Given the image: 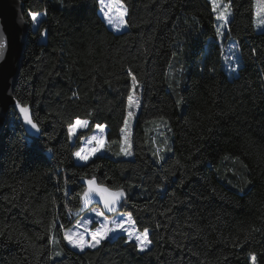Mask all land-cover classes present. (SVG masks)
Returning a JSON list of instances; mask_svg holds the SVG:
<instances>
[{
    "label": "trees",
    "instance_id": "obj_1",
    "mask_svg": "<svg viewBox=\"0 0 264 264\" xmlns=\"http://www.w3.org/2000/svg\"><path fill=\"white\" fill-rule=\"evenodd\" d=\"M21 1L30 32L14 96L42 136L29 138L20 120L0 134V264H252V255L264 264V32L255 0H226L221 34L207 0H122L123 32L108 28L99 0ZM29 12L46 13L36 29ZM230 42L241 58L233 77L222 66ZM181 59L192 67L172 87ZM133 76L141 100L133 158L77 163L96 124L120 151ZM76 118L89 126L72 142ZM154 119L166 120L170 137L157 161L145 133ZM93 177L123 186L127 199L106 215L130 214L139 232L148 229V249L124 234L82 252L66 246L64 230L79 219L69 214ZM55 237L64 256L52 262Z\"/></svg>",
    "mask_w": 264,
    "mask_h": 264
},
{
    "label": "snow or ice",
    "instance_id": "obj_2",
    "mask_svg": "<svg viewBox=\"0 0 264 264\" xmlns=\"http://www.w3.org/2000/svg\"><path fill=\"white\" fill-rule=\"evenodd\" d=\"M99 4L101 5V10L104 13L105 18L107 19L108 23L110 25H114L117 30L122 28L126 21L124 17L127 15V9L122 3V0H99ZM213 4V11H216V4L217 0H212ZM258 8H257V15H261V13H264V0H258ZM227 12V7L223 9V12L219 15V19L223 20L224 23H227V16L224 14ZM30 20L33 25L38 26L40 24L39 17L41 15H46V13H39V12H29L28 13ZM260 24H264V16L261 17ZM38 30V29H37ZM46 35V31L44 33ZM7 48V39L6 38H0V60L4 58L5 50ZM133 89L136 87V79L133 76ZM15 106L19 109V113L21 115V118L23 121L30 126L31 129L35 130L36 133L41 134L40 126L32 119L30 109L28 106H23L19 103V101L15 102ZM128 107L129 109H132L133 107L139 108V102L138 99H134L133 95L128 96ZM129 117L133 115L132 111H129L128 113ZM88 121L84 120L81 121L79 118H76L74 123L69 124L68 126V133L69 136H76L77 130L79 128H87L88 127ZM125 126L127 127V121H125ZM95 127L100 130V135H93L90 137L85 147H82L74 153V155L79 158L80 160L87 161L92 156H95L96 153L101 152L103 145H104V125L102 124H96ZM123 131V130H122ZM93 141L95 143H93ZM90 145V147H89ZM128 147H131L129 144ZM125 155H130L131 153L126 151L125 149H121ZM48 151H51V149H48ZM160 159L162 160L163 157L161 156ZM89 187L86 191L82 194V198L84 200V203H90L92 200L93 194L100 196L101 200L103 201L104 207L109 211L113 212L116 210L117 206L120 205L121 201L126 199V191L123 188V186H120L115 189H109L102 185H96L95 177H93L88 182ZM95 215L97 217H103L104 222L101 223L99 227H97L94 231H90L88 229V225L92 223L91 220L84 221V232L76 233V232H66L64 235V239L71 244L73 247H78L81 250L85 246L88 247H96L100 244V242L104 239H107L109 234L116 232V231H122L127 234L128 242H137V244L140 246V250L143 251L147 247L148 244L151 243V241L148 239L149 231L147 228L143 229L142 232H139V230L134 228L135 221L131 219V216L129 214L128 220L125 221L123 217H121L119 220L112 219L109 220L105 215L103 211L95 210ZM128 225L126 227L125 225ZM54 226V225H53ZM81 225H77V227H80ZM90 232V240L85 239V235ZM59 255V253H57ZM252 264H255L256 257L255 255L251 256Z\"/></svg>",
    "mask_w": 264,
    "mask_h": 264
},
{
    "label": "rangeland",
    "instance_id": "obj_3",
    "mask_svg": "<svg viewBox=\"0 0 264 264\" xmlns=\"http://www.w3.org/2000/svg\"><path fill=\"white\" fill-rule=\"evenodd\" d=\"M207 1L213 10L212 0H207ZM258 6H259L258 0H255V19H254L255 20V28H256L257 32L263 33L264 32V24H260L259 21H260L261 17L264 16V13H261V15H259V16L257 15ZM225 7H227V12L224 14L227 16V20H228L230 18V8H229L226 0H217L216 11L215 12L213 11L215 16H216V20H217V28L220 31L219 34H221V32H223L226 28V24L224 23V21L218 18L219 15L223 12V9ZM100 15L105 20L108 28H110L114 32H123L128 26L127 22H126L122 28L117 30V28L114 25H110L108 23L107 19L105 18L103 11L101 10V5H100ZM126 16L124 17L125 21H126ZM40 18H41V16L39 17V20H40ZM36 27H37L36 25H33L34 29H36ZM240 65H241V58L239 56L238 45L236 42H230L227 45L226 50L224 51L223 58H222V66H223L224 70L228 73V75L230 77H233L237 74V71H238ZM191 67L192 66L190 64H188V62L185 61V59H181V60L176 61L174 68L171 70V75L169 77V84L172 87H174V83H173L174 79L181 80L182 78L187 77L188 74L190 73ZM131 95H133L134 99H138L139 108H135V107H133L132 109L128 108V113H129V111H132L133 115L131 117H129V115L127 113V118H126L127 127L125 125L123 127L122 141H121V149L123 148L126 151L130 152L131 154L125 155L121 149H120V151H118L117 148L115 147L116 143H112L111 147L108 149L107 148L108 147L107 146V140H106V127H104V132H103L104 145H103L102 151L96 153L95 156H98V155L103 154V153H107L109 156L116 158V159H132L133 158L132 133H133V126L135 124L136 117L140 111L141 100H140V96L138 94V90L136 87H135V89L132 90ZM177 104H178L179 111H182L183 110V103H182V100L180 97H177ZM81 121H83V120H81ZM88 126H89V123H88ZM87 128H79L77 130V134L82 130H86ZM145 133H146V141H147V145L149 147L150 154L155 159V161H157V159L160 160L161 156L163 157V159L166 158V156L168 154L164 153V149L170 145V137L168 134L169 133V126H168V123L166 122V120L165 119H154V120L149 121L147 123V125L145 126ZM100 134H101L100 130L96 128L94 130V132L89 137L83 139L81 148L85 147L86 142L90 137H92L93 135L99 136ZM76 136L71 137L72 142H74ZM93 143H95V142L93 141ZM129 144L131 145V147H128ZM89 147H90V145H89ZM95 156H92L91 158H93ZM87 161H85L84 163H87ZM96 210H100V211L104 212V210L101 206H98V209H96ZM87 214L88 213H85L83 216L80 217L81 219L79 221L80 222L79 225H81V226L78 227V229H80L81 232H84L83 222L91 220L90 218L87 217V216H89ZM104 215H106L105 212H104ZM127 220L128 219H126L125 221H127ZM91 221H92V223L88 225V229L90 231H92V229H95V227L97 225V223L94 220H91ZM125 226L128 227L127 224ZM134 228L136 229L135 225H134ZM74 230H75L74 227L71 228L72 232ZM113 233L109 234L107 239H109V238L112 239L113 237H115L119 234H124L127 236V234L125 232L116 231ZM85 238H88L90 240V232L85 235ZM65 244H66V246H69V248H71L73 250L74 249L81 250L78 247L77 248L73 247L66 240H65ZM150 246H151V243L147 245L145 250L148 249ZM85 247H88V246H85ZM139 249H140V246H139ZM145 250H143V251H145ZM57 253H59V255H57ZM63 256H64V247L62 246L58 237H55L52 240L51 261L54 262V261L62 258Z\"/></svg>",
    "mask_w": 264,
    "mask_h": 264
},
{
    "label": "water",
    "instance_id": "obj_4",
    "mask_svg": "<svg viewBox=\"0 0 264 264\" xmlns=\"http://www.w3.org/2000/svg\"><path fill=\"white\" fill-rule=\"evenodd\" d=\"M24 12L25 6L21 0H0V38L7 39L5 55L4 58L0 60V134L6 127L7 117L11 110H15L21 118L19 109L15 106L17 100L14 94L30 32V26L25 19ZM27 106L30 109L31 117L34 120L31 107L29 105ZM22 123L29 138L33 139L42 136V131L41 134H38L35 130L31 129L23 119ZM88 181L85 183L86 190L89 187L87 183ZM95 182L96 185H100L96 180ZM126 199L121 201L115 211L109 212L104 207L100 196L93 194L90 203L85 204L83 201L80 210L69 214V220L71 222L77 220L95 206H101L106 214H112L119 209Z\"/></svg>",
    "mask_w": 264,
    "mask_h": 264
},
{
    "label": "crops",
    "instance_id": "obj_5",
    "mask_svg": "<svg viewBox=\"0 0 264 264\" xmlns=\"http://www.w3.org/2000/svg\"><path fill=\"white\" fill-rule=\"evenodd\" d=\"M128 29V26H127V28L124 30V31H126ZM72 137V136H71ZM90 159H92V158H90ZM89 159V160H90ZM88 160V161H89ZM75 161L77 162V163H79V164H83L85 161H83V160H80L79 158H77L76 156H75ZM96 209H98V206H96V207H94V208H92L91 210H89L87 213V215H89V216H87L88 218H90L91 220H94L96 223H97V225H96V227H95V229L97 228V227H99L100 225H101V223H103L104 222V219H103V217H97L96 215H95V210ZM109 220H112V219H117V220H119L121 217H123V219L124 220H126V219H128V217H129V215L128 214H125V213H121V212H117V213H115L114 215H111V216H107V215H105ZM80 219L81 218H79L77 221H76V223L71 227V228H73L74 227V231L73 232H76V233H81V231H80V229H78V227H77V225L80 223L79 221H80ZM132 219V218H131ZM95 226V225H94ZM71 228L70 229H68V230H64V235H65V233L66 232H69V231H71ZM95 229H92V231H94ZM114 234V233H113ZM116 235V234H115ZM116 237V236H115ZM114 238V237H113ZM86 240H89L88 238H85ZM110 239V238H109ZM103 241V240H102ZM101 243V242H100ZM100 245V244H99ZM99 245H97L96 247H98ZM69 247V246H68ZM96 247H84L83 248V250H77V249H74V250H76V251H80V252H82V251H84L85 249H87V248H96ZM75 248H77V247H75Z\"/></svg>",
    "mask_w": 264,
    "mask_h": 264
},
{
    "label": "built area",
    "instance_id": "obj_6",
    "mask_svg": "<svg viewBox=\"0 0 264 264\" xmlns=\"http://www.w3.org/2000/svg\"><path fill=\"white\" fill-rule=\"evenodd\" d=\"M218 43H220L219 39H218ZM14 120H22V119L20 118V116L18 115V113L15 110H11L8 117H7V124L6 125H8V127H9V124H14ZM120 232H122V231H120Z\"/></svg>",
    "mask_w": 264,
    "mask_h": 264
},
{
    "label": "bare ground",
    "instance_id": "obj_7",
    "mask_svg": "<svg viewBox=\"0 0 264 264\" xmlns=\"http://www.w3.org/2000/svg\"><path fill=\"white\" fill-rule=\"evenodd\" d=\"M20 122H21V125L23 126L22 120H20ZM23 128H24V127H23Z\"/></svg>",
    "mask_w": 264,
    "mask_h": 264
}]
</instances>
